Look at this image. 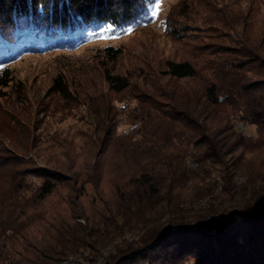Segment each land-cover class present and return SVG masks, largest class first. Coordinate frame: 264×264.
I'll use <instances>...</instances> for the list:
<instances>
[{
  "label": "trees",
  "instance_id": "trees-1",
  "mask_svg": "<svg viewBox=\"0 0 264 264\" xmlns=\"http://www.w3.org/2000/svg\"><path fill=\"white\" fill-rule=\"evenodd\" d=\"M153 1L0 0V89L13 84L8 67L16 54L46 52L52 45L37 46L41 41L67 34L123 29ZM253 9L236 10L223 25L230 32L242 26V48L205 47L198 65L165 61L167 81L151 94H135L134 105L122 97L131 90L129 78L108 69L99 101L54 79L51 91L70 108L97 103L95 137L66 161L34 166L0 134V264H61L84 249L87 264L100 257L104 264H137L143 255L147 264H173L150 258L165 241L186 246L178 264H264V26L243 35ZM103 54L113 63L121 51L106 47ZM111 95L121 98L118 107ZM19 116L3 118L7 130ZM121 121L129 130L118 133ZM66 188L75 199H61ZM52 197L59 211L48 204ZM235 209L241 213L219 227Z\"/></svg>",
  "mask_w": 264,
  "mask_h": 264
},
{
  "label": "rangeland",
  "instance_id": "rangeland-1",
  "mask_svg": "<svg viewBox=\"0 0 264 264\" xmlns=\"http://www.w3.org/2000/svg\"><path fill=\"white\" fill-rule=\"evenodd\" d=\"M157 4L159 8L156 7ZM250 7L254 8L256 14L255 17L251 16L253 19L247 18V28H243V35L250 38L264 26V0H154L141 17L123 29L105 27L95 32L67 34L51 41H41L37 46L52 45V49L46 52L16 54L8 67L13 84L10 89H0L2 138L11 141L13 149L15 148L13 152L23 155L34 166L47 165L48 158L52 162L56 159L63 162L67 155L72 157L78 150H87L86 139L95 137L93 133L96 120L91 108L97 103L87 100L74 109L70 108L68 103L51 91L56 77L64 79L72 94L82 88L88 91L92 99L99 101L100 94H107L102 79L103 69L125 75L132 87L122 97L127 103L134 105L136 101L132 97L135 94H151L157 86H162L167 81L161 75L165 61L189 60L198 65L206 58L202 53L205 47L211 48L206 51L216 50L218 45L242 48V26L235 25L232 28L234 32H230L223 25L237 16L236 10L243 11ZM182 14L184 15L181 16ZM173 31L180 35L172 36ZM106 47L121 51L115 62L111 63L105 58L103 50ZM135 87L139 88V92L134 90ZM110 97L115 99L112 104L118 107L120 104L117 100L121 98ZM79 98L81 101L84 99L82 96ZM17 113L22 116L20 123L16 128L7 130L4 122L2 123L3 118H11ZM26 116L29 120L24 123ZM26 126H29L30 134H26ZM128 130L124 121L118 123V133ZM59 145L65 147L58 150ZM92 151L94 154L99 153L97 149ZM52 165L53 163L49 164ZM65 170L68 174L72 173L68 168ZM80 181L81 179L77 181V187ZM39 182L38 179H33L34 185ZM68 188L59 192L61 199L76 198ZM85 189L90 191V186H85ZM48 204L55 207L56 211L62 206L56 197L50 198ZM198 207H203V203H199ZM170 244L173 249L169 248ZM161 245V252H152L150 258L161 255L160 258L170 259L173 264H178L174 262L178 258L185 259V245L177 244V247L169 241ZM144 249L146 247L141 250ZM82 251V259H86L89 252L85 249ZM135 253L137 251L133 254ZM101 259L104 260V257L98 258L97 262ZM145 260L146 255L138 256L137 264H147Z\"/></svg>",
  "mask_w": 264,
  "mask_h": 264
},
{
  "label": "bare ground",
  "instance_id": "bare-ground-1",
  "mask_svg": "<svg viewBox=\"0 0 264 264\" xmlns=\"http://www.w3.org/2000/svg\"><path fill=\"white\" fill-rule=\"evenodd\" d=\"M82 252H83V251H82ZM83 253H84V252H83ZM84 255H85V254H84ZM86 255H87V253H86ZM77 256H78L80 259H82L81 254H79V255H77ZM77 256H71V257H68V258L64 259V260L62 261L61 264H76V261H72V260H73V258H77V259H79ZM104 258H105V257H104ZM100 261H101V264H104V260H103V259H101ZM100 261H98L96 264H99ZM83 264H86V260H85V259H84Z\"/></svg>",
  "mask_w": 264,
  "mask_h": 264
},
{
  "label": "water",
  "instance_id": "water-1",
  "mask_svg": "<svg viewBox=\"0 0 264 264\" xmlns=\"http://www.w3.org/2000/svg\"><path fill=\"white\" fill-rule=\"evenodd\" d=\"M233 212L241 213L239 210H236V209H235V210H232L231 212H229V213L226 215L225 219L222 221V223L220 224L219 227H221V226H223V225L225 224V222L227 221V219L229 218V216H230ZM169 227H170V226L166 225V226L164 227V229H167V228H169ZM164 229H163V230H164ZM163 230L161 231L159 237H161V235L163 234ZM209 232H213V231H209Z\"/></svg>",
  "mask_w": 264,
  "mask_h": 264
},
{
  "label": "built area",
  "instance_id": "built-area-1",
  "mask_svg": "<svg viewBox=\"0 0 264 264\" xmlns=\"http://www.w3.org/2000/svg\"><path fill=\"white\" fill-rule=\"evenodd\" d=\"M238 127H240V130L244 129V127H243L242 125H239ZM83 260H84V259H82V261H81L80 259L73 258L72 261H76V264H83V262H84ZM99 264H101V261H100Z\"/></svg>",
  "mask_w": 264,
  "mask_h": 264
},
{
  "label": "snow or ice",
  "instance_id": "snow-or-ice-1",
  "mask_svg": "<svg viewBox=\"0 0 264 264\" xmlns=\"http://www.w3.org/2000/svg\"><path fill=\"white\" fill-rule=\"evenodd\" d=\"M157 8H159V4L156 5ZM156 13H153V15H155Z\"/></svg>",
  "mask_w": 264,
  "mask_h": 264
}]
</instances>
